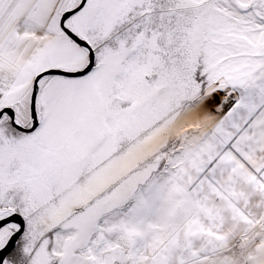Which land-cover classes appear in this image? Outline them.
<instances>
[{"label": "snow or ice", "instance_id": "snow-or-ice-1", "mask_svg": "<svg viewBox=\"0 0 264 264\" xmlns=\"http://www.w3.org/2000/svg\"><path fill=\"white\" fill-rule=\"evenodd\" d=\"M0 264H264V0H0Z\"/></svg>", "mask_w": 264, "mask_h": 264}]
</instances>
